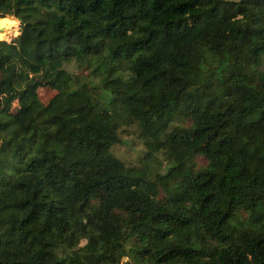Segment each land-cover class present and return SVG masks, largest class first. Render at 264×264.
<instances>
[{
    "label": "trees",
    "instance_id": "obj_1",
    "mask_svg": "<svg viewBox=\"0 0 264 264\" xmlns=\"http://www.w3.org/2000/svg\"><path fill=\"white\" fill-rule=\"evenodd\" d=\"M6 16L0 264H264V0H0ZM72 60L94 90L78 123L36 93L78 86ZM130 126L140 167L110 154Z\"/></svg>",
    "mask_w": 264,
    "mask_h": 264
},
{
    "label": "rangeland",
    "instance_id": "obj_2",
    "mask_svg": "<svg viewBox=\"0 0 264 264\" xmlns=\"http://www.w3.org/2000/svg\"><path fill=\"white\" fill-rule=\"evenodd\" d=\"M0 19V23L5 21ZM16 20V27L14 33L6 38V42H10L13 38L20 34V22L18 18L12 17ZM2 41V40H0ZM84 64L79 60H72L69 63L63 65V68L68 72L79 75L82 77L80 84L71 90H55L51 87L41 86L37 89V96L41 103L50 105L51 110L54 113L65 112L66 118L71 123H78L90 118L94 112V106L91 105L93 99V87L90 78H88V69L81 65ZM196 75L201 77L195 68ZM18 108L17 102H12L8 107L10 113H14ZM142 112L147 114L148 107L143 106ZM121 143L114 145L111 148L110 154L123 161L126 164L140 167L143 164V157L146 152L143 140L140 138L139 131L135 126L125 127L120 132ZM191 162L197 167H206L207 161L203 155H196L192 158ZM151 170L162 169L167 164L165 155L157 153L153 159L148 161ZM94 166V163L90 162L85 165V170L89 171ZM121 264H134L129 256H125L121 259Z\"/></svg>",
    "mask_w": 264,
    "mask_h": 264
},
{
    "label": "bare ground",
    "instance_id": "obj_3",
    "mask_svg": "<svg viewBox=\"0 0 264 264\" xmlns=\"http://www.w3.org/2000/svg\"><path fill=\"white\" fill-rule=\"evenodd\" d=\"M17 23L12 17H7V19L0 23V40H6L8 36H12ZM9 38V37H8Z\"/></svg>",
    "mask_w": 264,
    "mask_h": 264
},
{
    "label": "water",
    "instance_id": "obj_4",
    "mask_svg": "<svg viewBox=\"0 0 264 264\" xmlns=\"http://www.w3.org/2000/svg\"><path fill=\"white\" fill-rule=\"evenodd\" d=\"M224 1H229V2H240V1H243V0H224ZM18 21L21 23L22 20L21 19H18Z\"/></svg>",
    "mask_w": 264,
    "mask_h": 264
}]
</instances>
